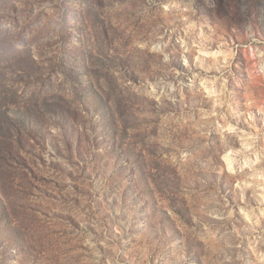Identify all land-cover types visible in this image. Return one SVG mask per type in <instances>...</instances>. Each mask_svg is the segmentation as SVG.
Returning a JSON list of instances; mask_svg holds the SVG:
<instances>
[{
    "label": "rangeland",
    "instance_id": "374dc122",
    "mask_svg": "<svg viewBox=\"0 0 264 264\" xmlns=\"http://www.w3.org/2000/svg\"><path fill=\"white\" fill-rule=\"evenodd\" d=\"M0 264H264V0H0Z\"/></svg>",
    "mask_w": 264,
    "mask_h": 264
}]
</instances>
